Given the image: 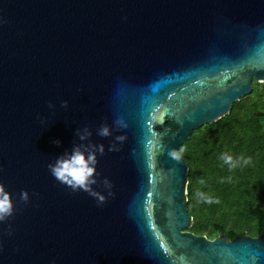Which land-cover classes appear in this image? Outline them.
<instances>
[{"label": "water", "instance_id": "1", "mask_svg": "<svg viewBox=\"0 0 264 264\" xmlns=\"http://www.w3.org/2000/svg\"><path fill=\"white\" fill-rule=\"evenodd\" d=\"M0 21V264H264V230H190V166L167 155L264 82V0H0ZM85 126L103 205L48 169Z\"/></svg>", "mask_w": 264, "mask_h": 264}, {"label": "trees", "instance_id": "2", "mask_svg": "<svg viewBox=\"0 0 264 264\" xmlns=\"http://www.w3.org/2000/svg\"><path fill=\"white\" fill-rule=\"evenodd\" d=\"M253 86L227 115L194 129L179 147L190 166L188 209L196 233L234 237L264 230V82ZM222 154L251 157V163L230 170ZM197 192L220 203H204Z\"/></svg>", "mask_w": 264, "mask_h": 264}, {"label": "clouds", "instance_id": "3", "mask_svg": "<svg viewBox=\"0 0 264 264\" xmlns=\"http://www.w3.org/2000/svg\"><path fill=\"white\" fill-rule=\"evenodd\" d=\"M126 19V17H125ZM2 22V21H0ZM49 109H54L55 105L53 103L48 104ZM61 107L67 109L68 101H62ZM37 119H40L43 122V118L39 115ZM114 125L117 130H122L127 128V124L122 119H117L114 121ZM98 136L100 137H110L112 136V129L107 123H103L97 129ZM75 135L79 138L80 141H88V143H79L74 144L71 152L65 151L62 155L56 158L55 163H49L48 169L51 175L59 181L61 184L68 186L73 192L84 191L90 196L97 199L98 205H103L107 197L102 193L95 191L93 185L98 183L96 177L100 176L101 173L97 171L98 155L103 156L105 154V145L103 143H92L90 138L93 133L89 127L85 126L82 129H76ZM127 139L126 135H117L115 136V141L120 142L121 144ZM116 142L111 143L107 151L116 152L120 151V147ZM54 144L60 146V140H54ZM184 149L181 147L179 149H171L167 152V155L180 162L183 159ZM220 159L224 164L228 165L229 169H236L241 165H248L251 163V157L245 158L243 156L234 158L231 155L222 154ZM2 171V168H0ZM231 179V178H229ZM104 187L109 189L108 196H114V193L110 191L112 188V183L108 178H104L102 181ZM198 199L209 205L213 203H220L219 199H214L213 197L203 193H196ZM29 193L26 190H22L19 197V202L28 203ZM15 205L12 199V196L9 192L6 191L5 186L0 182V223H3L8 220L9 217L13 216L15 213ZM7 234L12 235V227L9 224Z\"/></svg>", "mask_w": 264, "mask_h": 264}, {"label": "flooded vegetation", "instance_id": "4", "mask_svg": "<svg viewBox=\"0 0 264 264\" xmlns=\"http://www.w3.org/2000/svg\"><path fill=\"white\" fill-rule=\"evenodd\" d=\"M200 234H202V233H200ZM222 234H224V233H221V232H217L216 234H214V235H212V236H209V237H211V238H215V237H218L219 235H222ZM224 235H226V234H224ZM233 237H228L227 235H226V239L227 240H230V239H232Z\"/></svg>", "mask_w": 264, "mask_h": 264}, {"label": "rangeland", "instance_id": "5", "mask_svg": "<svg viewBox=\"0 0 264 264\" xmlns=\"http://www.w3.org/2000/svg\"><path fill=\"white\" fill-rule=\"evenodd\" d=\"M253 90H254V87H253ZM253 90H252L249 94H252ZM249 94H248V95H249ZM254 98H255V97H254Z\"/></svg>", "mask_w": 264, "mask_h": 264}]
</instances>
